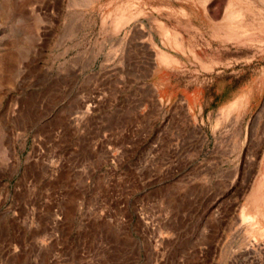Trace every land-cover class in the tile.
<instances>
[{
    "label": "rangeland",
    "instance_id": "obj_1",
    "mask_svg": "<svg viewBox=\"0 0 264 264\" xmlns=\"http://www.w3.org/2000/svg\"><path fill=\"white\" fill-rule=\"evenodd\" d=\"M227 7L0 0V264H264V6Z\"/></svg>",
    "mask_w": 264,
    "mask_h": 264
},
{
    "label": "bare ground",
    "instance_id": "obj_2",
    "mask_svg": "<svg viewBox=\"0 0 264 264\" xmlns=\"http://www.w3.org/2000/svg\"><path fill=\"white\" fill-rule=\"evenodd\" d=\"M241 0H228V7L226 8V11H225V14L222 18V20L218 21V22H215V23H210V27L208 26V30L210 28V31H222V32H225L224 34H230L231 32H233L234 30L235 31H239L240 33H250L249 31L251 30L250 29V26L246 25V23L242 22V23H237V25L235 24V20H234V17H242V13L239 12L237 14H235L234 11H231L230 8L236 4H238ZM253 1H256V2H259L261 4V6L263 5L264 6V0H253ZM189 3V2H188ZM190 4V3H189ZM192 5V4H190ZM258 20V19H257ZM263 32V31H261ZM264 34V33H263ZM167 57H165L164 61H167L166 59ZM260 79V78H259ZM256 81V80H255ZM255 84V83H254ZM248 91V90H247ZM247 94V93H246ZM250 97V90L248 92V97L247 99H249ZM243 100V99H242ZM240 100H238L237 102H234L232 104H230L228 106L229 110H233L235 108H237L238 104ZM143 222V221H142ZM141 222V223H142ZM260 232L264 235V228H262L260 230Z\"/></svg>",
    "mask_w": 264,
    "mask_h": 264
},
{
    "label": "crops",
    "instance_id": "obj_3",
    "mask_svg": "<svg viewBox=\"0 0 264 264\" xmlns=\"http://www.w3.org/2000/svg\"><path fill=\"white\" fill-rule=\"evenodd\" d=\"M165 57H167L166 55H161V54H157L156 56V60H155V69L154 72H162V71H171L174 68L175 63H172V60H170L168 58V62L164 61ZM167 59V58H166ZM166 63H170V64H166Z\"/></svg>",
    "mask_w": 264,
    "mask_h": 264
}]
</instances>
